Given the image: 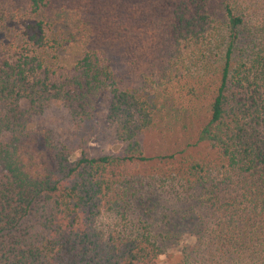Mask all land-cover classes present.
I'll return each instance as SVG.
<instances>
[{
	"label": "trees",
	"instance_id": "trees-1",
	"mask_svg": "<svg viewBox=\"0 0 264 264\" xmlns=\"http://www.w3.org/2000/svg\"><path fill=\"white\" fill-rule=\"evenodd\" d=\"M49 2L0 0V264H158L185 236L174 264H264V0H86L66 68ZM101 97L121 154L40 142Z\"/></svg>",
	"mask_w": 264,
	"mask_h": 264
},
{
	"label": "rangeland",
	"instance_id": "rangeland-1",
	"mask_svg": "<svg viewBox=\"0 0 264 264\" xmlns=\"http://www.w3.org/2000/svg\"><path fill=\"white\" fill-rule=\"evenodd\" d=\"M23 2V0H14ZM47 8L43 12L44 20L50 23L49 31L51 37L56 39L58 46L53 53L54 57L50 60L52 65L58 68H66L71 66L81 53L82 40H85L86 26L79 20L82 15H85L84 10L89 9L86 0H49ZM0 14L2 11L0 10ZM4 20V18H2ZM81 21V22H80ZM0 43L9 45L12 50L19 45L18 32L4 26L0 18ZM97 45L103 48L109 56H115L116 48L110 44L109 40L97 41ZM50 53L47 50L46 53ZM126 86H135L136 80L134 77H129ZM178 88L172 89V96H176ZM185 91L178 93V101L180 96ZM108 107L107 97H101L96 105L93 117L84 123L81 128L74 129L68 124H59L56 117H48L39 123H34L33 130L38 133L40 142L45 129H52L54 139L60 143L69 144L74 151L72 159L76 158L80 149L87 150L91 155H119L122 152V145L112 137L107 128L105 117ZM165 138L160 134L152 133L145 137L144 142L149 150H154L157 146H162ZM192 242V238L183 237L178 244H173L165 249L163 255L158 258V264H174L179 256L180 249L183 244Z\"/></svg>",
	"mask_w": 264,
	"mask_h": 264
}]
</instances>
